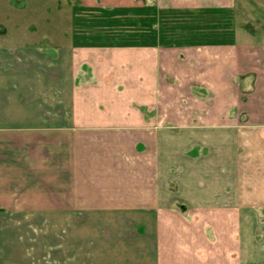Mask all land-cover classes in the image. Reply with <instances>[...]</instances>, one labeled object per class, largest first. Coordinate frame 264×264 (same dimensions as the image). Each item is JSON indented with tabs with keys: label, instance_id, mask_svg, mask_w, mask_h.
Masks as SVG:
<instances>
[{
	"label": "crops",
	"instance_id": "obj_1",
	"mask_svg": "<svg viewBox=\"0 0 264 264\" xmlns=\"http://www.w3.org/2000/svg\"><path fill=\"white\" fill-rule=\"evenodd\" d=\"M77 1L189 30L56 39L0 3V221L62 223L69 264H264V0Z\"/></svg>",
	"mask_w": 264,
	"mask_h": 264
},
{
	"label": "rangeland",
	"instance_id": "obj_2",
	"mask_svg": "<svg viewBox=\"0 0 264 264\" xmlns=\"http://www.w3.org/2000/svg\"><path fill=\"white\" fill-rule=\"evenodd\" d=\"M0 3L7 24L26 21L29 32L56 39L67 38L74 30L79 36L94 37L103 43H123L143 34L153 40L164 36L165 40L177 37L178 41L189 30L184 25L189 22L188 16L170 13L163 22V15L153 7H148L146 13L114 10L82 13L77 0H1ZM9 30L13 34L14 29ZM261 221L264 222V217ZM55 229L53 235L47 222L1 220L0 264H69L63 258L66 238L62 223L56 224ZM93 253L88 255L87 262L78 255L71 259L72 264H111L110 253L102 250Z\"/></svg>",
	"mask_w": 264,
	"mask_h": 264
}]
</instances>
